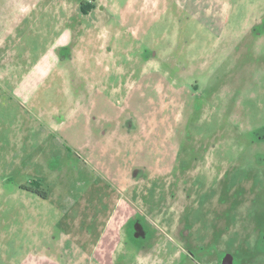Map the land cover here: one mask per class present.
<instances>
[{
	"label": "rangeland",
	"instance_id": "obj_1",
	"mask_svg": "<svg viewBox=\"0 0 264 264\" xmlns=\"http://www.w3.org/2000/svg\"><path fill=\"white\" fill-rule=\"evenodd\" d=\"M148 259L264 264V0H0V264Z\"/></svg>",
	"mask_w": 264,
	"mask_h": 264
},
{
	"label": "crops",
	"instance_id": "obj_2",
	"mask_svg": "<svg viewBox=\"0 0 264 264\" xmlns=\"http://www.w3.org/2000/svg\"><path fill=\"white\" fill-rule=\"evenodd\" d=\"M146 75H147V77H148V72L147 73H145ZM126 224V223H125ZM142 228V231L145 233V235L144 234H142V235H140V236H142V237H146L147 235H149L144 229H143V227H141ZM125 230V229H124ZM102 251V250H101ZM145 262V264H149V259L148 260H145L144 261ZM139 264H143V261L142 262H140Z\"/></svg>",
	"mask_w": 264,
	"mask_h": 264
},
{
	"label": "flooded vegetation",
	"instance_id": "obj_3",
	"mask_svg": "<svg viewBox=\"0 0 264 264\" xmlns=\"http://www.w3.org/2000/svg\"><path fill=\"white\" fill-rule=\"evenodd\" d=\"M139 223L136 224V229H133L134 233H136L137 231L139 230H142V226L141 225H138Z\"/></svg>",
	"mask_w": 264,
	"mask_h": 264
}]
</instances>
